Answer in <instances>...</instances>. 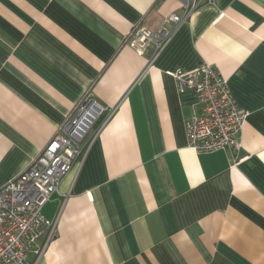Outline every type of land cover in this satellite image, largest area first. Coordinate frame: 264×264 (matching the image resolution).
I'll return each instance as SVG.
<instances>
[{
  "label": "crops",
  "instance_id": "crops-1",
  "mask_svg": "<svg viewBox=\"0 0 264 264\" xmlns=\"http://www.w3.org/2000/svg\"><path fill=\"white\" fill-rule=\"evenodd\" d=\"M178 0H0V188L88 93L105 107L43 207L26 264H264V0L197 10L153 61L125 42ZM215 65L248 115L241 148L197 153L172 71ZM99 129V132H95Z\"/></svg>",
  "mask_w": 264,
  "mask_h": 264
},
{
  "label": "built area",
  "instance_id": "built-area-1",
  "mask_svg": "<svg viewBox=\"0 0 264 264\" xmlns=\"http://www.w3.org/2000/svg\"><path fill=\"white\" fill-rule=\"evenodd\" d=\"M181 12L164 17L157 29L134 26L126 35L139 53L154 48L152 61L165 49L180 27L194 13L216 0H178ZM179 92L193 90L199 110L186 119V135L197 153L241 148V132L248 113L241 109L230 89L229 80L218 68L203 62L193 70L172 71ZM105 107L86 94L69 113L41 153L18 176L0 188V264H26L38 240L48 233V242L56 236V222L42 210L61 181L81 156L87 136ZM99 129L95 132L97 134Z\"/></svg>",
  "mask_w": 264,
  "mask_h": 264
}]
</instances>
